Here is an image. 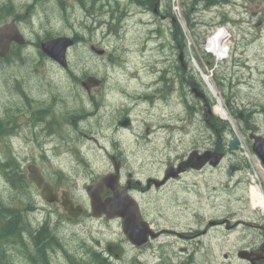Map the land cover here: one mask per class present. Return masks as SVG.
Wrapping results in <instances>:
<instances>
[{"label": "rangeland", "instance_id": "1", "mask_svg": "<svg viewBox=\"0 0 264 264\" xmlns=\"http://www.w3.org/2000/svg\"><path fill=\"white\" fill-rule=\"evenodd\" d=\"M11 1L13 2V7H9L11 10L18 7V3L21 2L20 0ZM44 1L39 4L40 13L27 16V14L24 15V7L17 10L21 12L20 14H23L17 20L19 19L18 21L21 22V29L26 40H28L24 45L26 46L25 59L21 60L16 54L11 53L10 58L0 59V117L2 118L1 121L4 122L3 125H0V155H8L3 159L9 158L10 162L19 165V167L21 166L26 173V165L32 162L41 168L43 166L49 172L55 173L63 170L64 175L62 174L60 178L57 175V178L66 187H71L75 202L83 204L85 200L84 185L89 180L90 174L96 175L103 172L108 168V163L110 164L103 150L100 149L92 137L98 139L101 144L110 149L112 146L109 145V142L104 141L105 136H100V134L107 136L112 134L108 122H111V118L116 112L115 109L120 106L118 103L120 101L119 94H137L147 89L152 91L155 87L154 81L159 76L155 69L176 61L177 52L173 51L168 44L172 35L169 31L170 27L177 29L180 34L186 66L202 84L206 93L212 94L206 85V81L202 78L203 74L210 76V80L214 83L218 95L222 99V106L229 114L239 112V110L231 111L230 106L224 104V101L228 102L233 96L241 107L253 104L255 108L245 111V118L259 125L264 133V0H232L229 3L220 0V2L208 7L198 4L197 0H192V2L191 0H165V3H163V0L161 7H164L175 21L174 24H170L169 18L161 20L162 24H160L166 28L165 35L167 37L163 54H157L153 50V42L147 47L143 44L141 38L146 33L145 23L148 21L149 15L139 13L140 9L135 4V6L130 4L128 0H118V3L113 0H109V2L104 0V2L93 5V10L96 9L99 16L102 14L100 16L102 19L106 18L104 16L106 14L105 10H108L110 6L113 10L127 7L130 13L124 17L123 30H118L115 25L112 29L107 30L105 27L101 29L86 27L87 24H91L86 19V16H88L86 9L89 8L87 1L66 0L68 20H65L61 15L60 7L58 9L55 0ZM193 3H197L195 9ZM162 8L159 10H163ZM101 10L102 13H100ZM226 17L229 18V22H226ZM259 19L261 20L260 23H258ZM9 20V16L0 19V25ZM222 21L223 23H221ZM157 22H159V18H157ZM216 26H224L230 33V50L227 57L219 62L215 61L211 53L209 55L204 52L206 40ZM74 30L85 38H88L90 33L95 32L96 38L99 41L102 40L101 47L106 48V54L100 57L97 53L88 48L84 49L80 45L75 50L73 49L74 51L72 50L69 56L68 69L53 64L47 56L42 57L39 55V49L38 46H35V42L43 33L50 32L58 35L64 32H74ZM115 32H121L122 39L120 41ZM21 49L18 51L21 52ZM162 55L166 57H162ZM159 58L169 60V63L162 62ZM92 73L103 79L100 91L103 94L106 106L104 105L96 110L91 109L93 115L98 114L96 120L100 116V121L96 124L95 119L90 118L91 124H87L85 128L91 130L81 131L73 126L68 127V117L66 118L64 113L75 107L68 100L69 96L81 91L79 87L80 80H85V77ZM167 82L170 81L166 80ZM21 91L38 100L37 109L31 117L32 111L22 110V113H19L20 111L13 108L15 105L23 104L25 107L29 105L26 102L20 103V101L12 104V101L18 99L16 94ZM20 100L24 101L23 98ZM214 102L216 106L217 102ZM10 107L12 109L5 110ZM90 108L86 101L85 110H81V112L86 116ZM182 108L180 105L172 103L169 107H164L159 102L150 110V114H144V110L137 108L134 110V115L140 118L145 116L149 119L161 114L164 118L176 116L184 118L185 114ZM15 112L18 114L16 131L19 136L13 138L11 146L7 147L3 143L5 134L15 131V128L14 126L12 128L8 126L10 129L7 127L5 119L8 117L5 114L14 117ZM24 114L29 115L25 117ZM215 115L218 116L217 113ZM32 118L34 121L41 123L50 120V125L47 130L42 129L44 124H33ZM222 121L229 126L230 132L234 131L227 120ZM234 122L235 125L238 124L236 121ZM21 126L23 127L21 128ZM46 127L45 125L44 128ZM188 128L186 127V129ZM168 137H172L173 143L176 144L168 152L172 157H175L176 154H184L192 146L191 140L189 142L185 141L189 136H186L184 141L179 140V138L182 139L180 133ZM118 138L121 140L120 149L122 152H126L125 154L132 162L134 156L137 155L134 152V143L131 140L133 137L126 131ZM78 139L79 143L77 142ZM241 150L244 149L241 148ZM244 154L249 174L255 175L261 181L263 174L262 168L258 166L259 163L256 159H253V156L251 158L246 155V152ZM20 158L22 163H18ZM4 162L6 161L0 160V203L13 202L15 196L27 201L24 189L20 188L19 190L12 184L8 188V185L5 184V176L2 172L3 166L1 165ZM136 163L139 162L134 164ZM221 172L222 169L220 168L214 170L213 181L216 184V189L209 195L195 196L192 192L180 187H178L176 194L167 192L164 196V202L159 207L162 214L167 217L166 220L160 218L161 223L165 221L166 225L174 224L175 227L187 231L195 225L196 211L200 218H204L203 221L205 222L208 219L223 216L228 211L239 212L240 191L233 188L228 191L219 189V182L224 180ZM195 179L201 182L202 176L199 175L196 178L188 175L184 178L182 185H188ZM247 183H249V180ZM36 198H39V196L36 195ZM17 201H20L23 208H25L21 200L17 199ZM146 201L147 198L143 199L142 206L145 210H149ZM253 201L259 205L254 197ZM25 204L27 205V203ZM38 204L40 203L38 202ZM43 206L46 210L34 211L36 212L35 216L40 221L49 222L50 227L52 225L55 228L56 238L62 244V247L53 246V264H68L67 252L65 253L63 247L65 250L75 253L88 250L86 246L82 245L84 236H87L88 241L93 243L94 238L102 241L122 236L117 223H111L108 226L89 218L81 219L80 217L81 220H74L69 218L57 203H47V206ZM22 212L24 213V210ZM150 213L151 215H148L149 219L159 217L156 207L152 206ZM201 223L203 224L202 221ZM221 233L214 228L210 229L208 237L199 244V249H197L195 243L164 236L154 243L155 247L153 246L155 249L163 251V253L166 252L162 258L158 256L159 254H152V247L142 252L128 247L125 257L117 264H179L180 261L184 260V255L180 253L174 255L170 248L171 244L176 252H179L180 247H188L190 252H194L189 264H226L224 255L226 249L235 250L240 242L232 234L224 239ZM160 241L171 243L167 242L166 246L160 247Z\"/></svg>", "mask_w": 264, "mask_h": 264}, {"label": "flooded vegetation", "instance_id": "2", "mask_svg": "<svg viewBox=\"0 0 264 264\" xmlns=\"http://www.w3.org/2000/svg\"><path fill=\"white\" fill-rule=\"evenodd\" d=\"M20 1L27 3L28 5L33 3L32 0ZM58 1L60 0H55V2ZM77 1L81 2L82 0ZM84 1L88 2L87 4L89 7L86 9V13H88L86 19H88L91 23L87 24L86 27L89 29H101L105 27L107 30L112 29L115 25L118 30L124 29V17L130 13L127 7L119 9L115 8L113 10L110 6L108 10H105L106 14H104V16L106 18L102 19L100 18L102 14L99 16L97 10H93V5L98 2H104V0ZM105 1L109 2V0ZM113 1L118 3V0ZM128 1L130 4H135L140 9L139 13L149 15L148 21L145 23L147 29L146 33L141 38L143 44L147 47L153 42V50H155L157 54H163L167 44V37L165 35L166 28L161 25L162 21L169 18L170 24H174L175 22L174 18L171 17L167 10L164 7H161V2L163 0H153L152 4L149 3L150 0ZM197 1L202 2L203 0ZM216 1L220 2V0ZM223 1L229 3L232 0ZM0 2L8 3L9 0H1ZM21 2L18 3V7H15L12 11L14 14L8 16L10 17V20L15 21L24 36L23 30L21 29V22L18 21L19 19L17 20V18L21 16V12L17 10L20 7H24L25 14H28V10H26V7L23 6ZM62 3L63 18L68 20V11L66 10V5L68 6V4L66 0H62ZM155 3H157L156 10ZM163 3H165V0ZM7 7H13V2L11 1L10 5ZM161 8L164 11L159 10ZM100 13H102V10ZM157 18H159V22H157ZM227 21L229 22V18L226 17V22ZM260 21L261 20L259 19L258 23H260ZM5 22L8 21H4L3 23ZM169 31L172 35L170 43L168 44L171 46L173 51L177 52L176 61L168 64L169 60L159 58L160 61L166 62L168 65L155 69V72L158 73L159 76L154 81L155 87L152 91H148L147 89L137 94H119L120 101L118 103L120 106L115 109L116 112L111 118V122H108V126L110 127L112 134L111 136L100 134V136H105L103 140L109 142V145L112 146L110 149L104 144H101L98 139L92 137L100 149L103 150L110 164L107 162L108 168L103 172L96 175L91 173L89 180L85 182V200L82 204L84 212L81 215V219L89 218L94 221H100L104 225L108 226L111 223H117L120 227L122 236L116 238L112 237L108 240L102 241L98 238H94V243L92 241H88L89 239L87 236H84L82 245L86 246L88 250L83 253L86 255L87 252L93 251L101 254L103 257H106L112 264H117L125 257L128 247L140 252L152 247V254H159L158 256L162 258L166 252L163 253V251L154 248V243L159 241L162 237L170 236L180 241L195 243L197 249H199V244L208 237L210 229L214 228L222 232L221 235L224 236V239H226V237H230L232 234L235 239L240 242L239 246L235 248V250L226 249V253H224L226 257V264H264V210L254 205L250 200L248 192L249 184L247 183L248 180L250 182V174L247 166V160L244 158V153L246 152L248 157L252 158L253 156V159H256L259 162V166L262 168L261 170L263 176L261 181L259 180L258 183L264 193V164L262 162L260 163L252 150L254 136H264V133L261 131L259 125L252 123L245 118V111H248V109L251 110V108H255V106L250 104V106L241 107L235 100L234 96L230 98L228 102L224 101L225 106H230L231 111L239 110L238 113L231 114L234 120L238 123L236 125V129L238 131L239 140L237 148L232 149L230 147L232 132H230L228 128L229 126L215 115V100L213 96L206 93L202 84L195 78L188 66H186L180 34L177 29H173L172 27L169 28ZM214 31L215 29H213L210 33L207 40L212 37ZM115 34L119 36L118 38L120 41L122 39L121 32H115ZM59 35L67 36L73 40V44L66 50V66L63 67L64 69H68L70 64L69 56L71 55L72 50H75L80 45L84 49L88 48L92 52L97 53L100 57L106 54V48L101 47L102 40L99 41L96 38L95 32L90 33L88 38L83 37V35L79 34V32L75 30L74 32H64L63 34L54 35L52 37ZM226 36V48L229 51L230 33L227 28ZM24 39L25 43L21 45L12 42L10 50L14 46L26 47L24 45H26L28 40H26L25 36ZM39 43L40 41L38 42V40L35 42V46H38V49ZM6 56L2 58H5ZM162 57L166 56L162 55ZM48 59H50L53 64H58L51 58L48 57ZM90 76L97 77L100 80V83L86 89L82 85V80H80L79 87L81 91L76 92L77 94H70L72 96H69V99L67 98L71 101L72 105H75V107H72L70 111H66L64 113L66 118L68 117V127L73 126L75 129H79L81 131L86 129L91 130L89 128H85L87 124H91L89 121L90 118L93 117L96 124L100 121V116H98V119L96 120V116L98 114L93 115L91 109L93 108L96 110L99 107L104 105L106 106L103 94H101L100 91V85L103 82V79L93 73L87 75L85 78ZM166 80L170 82L166 83ZM147 87L149 88L150 86ZM167 88L169 89L168 91ZM16 95H18V99L12 101V104L20 101V103L26 102L29 105L28 107H25L23 104L18 106L15 105V107H13L14 110L20 111L19 113H22V110H27L28 112L32 111L30 114L31 117L37 109L38 100L30 94H26L22 91ZM21 98H23L24 101H21ZM86 101L91 108L85 116L81 110H85ZM159 102H161L164 107H169L171 103L180 105V107H183L182 109L184 110L185 117L180 118L176 116L164 118L161 114L153 119H149L145 116L140 118L134 115V110L137 108L144 110V114H150V110ZM23 106L24 108H22ZM9 109H12V107L6 108L5 110ZM5 115L8 117L5 119L7 127L9 126L12 128L14 126L15 128V131L9 133L7 132L4 137L3 143L6 144L7 147H10L12 139L19 136V133L16 131L18 114L15 112L14 117L7 113ZM28 115L29 114H24L25 117ZM124 118H128L127 126L120 124V121ZM1 120L2 118L0 117V125H3L4 122ZM31 121L33 124L39 123L41 125L44 124V126L46 125V128H44V126L42 127V129L45 130H47L50 125V120H46L45 123H41L34 121L32 118ZM54 123L58 122L55 121ZM22 127L23 126H21V128ZM186 127L189 128L186 129ZM126 131L133 137L131 139L134 143L135 149H133L134 152L137 153L132 162L129 157H127V154H125L126 152H122L120 149L121 140L118 136L122 135ZM175 133H180L182 139L179 138V140L182 141H184L186 136H189L190 139L188 137L185 141L189 142V140H191L192 146L187 149L184 154H176L175 157H172L168 152L176 144L173 143L172 137L168 136H173ZM241 134L243 138L241 137ZM77 142H80L79 139ZM241 148L244 149L245 152L244 150L242 151ZM206 152L220 153L221 158L218 163L213 164V158L212 161L211 159H208L205 162H201L202 159H199V155ZM80 153L82 152L80 151ZM190 154H194L197 158L192 161H187ZM7 156L0 155V160H8L9 158L3 159ZM21 161V158L20 160L18 159V163H22ZM135 162L139 163L134 164ZM16 166L19 175H22V167H19V165ZM230 167L231 171H229ZM39 168L41 169V173L44 175L45 179L53 185L54 191L57 192L58 195H60L63 191H68L70 192L71 197H73L71 187H66L57 178V175L59 178L62 174L64 175L65 172L63 170V172L57 171L54 173L49 172V170H45L43 166L42 168L39 166ZM219 168L222 169L221 173L224 180L219 182L218 188L225 191H228L230 188L239 189L240 191L241 196L239 198V212L228 211L223 216L211 218L205 222L203 221L204 218H200L198 212L196 211L195 216L197 219L195 225L190 227L187 231H183L180 227H175L174 224L166 225L165 221H162L161 223L160 218L166 220L167 217L165 214H162L159 207L162 202H164V196L167 192L176 194L178 187H180L192 192L195 196L203 194L209 195L216 189V184L213 181V172ZM106 175H110L111 180L102 181L97 185L96 194L100 195L99 199L105 200L110 197L113 193L112 189L124 190L125 193L134 198L137 202L140 212L139 220L146 221L147 227L153 233H158V235L154 237H151L149 234V239L144 245L138 247L132 244L125 237L122 231V217H108L106 214H102L100 216L92 215L90 198L86 193V187L87 185L95 182L99 177H104ZM188 175L195 176L196 178L201 175L202 180L199 182L195 179L190 184L183 186V180ZM4 179L5 184L8 185V188H10L11 183L7 181L6 177H4ZM30 184L31 190H29L30 193L28 195L31 198V201L25 205V208H23L20 201H17V199L20 200L17 196H15V200L13 202H7L6 204L4 202L0 203V264H53L54 243L52 237L54 235V228L52 225L50 227L49 222L40 221L35 216L36 212L46 210L43 205L47 206V202L41 199L39 189L33 183L30 182ZM36 195H38L39 198H36ZM145 198H147L146 204L149 207V210H145L142 206V201ZM38 202L40 204H38ZM53 203H57L61 206L59 202ZM152 206L158 209V218L149 219L148 215H151L150 208ZM22 210H24V213ZM138 226L142 227L140 222L138 223ZM111 242L122 246L124 251L121 257L116 258L107 251V245ZM167 242L168 241H160V247L166 246ZM173 247L174 246L171 244L170 248L172 249L174 255H176V253L184 255V260L180 261V263L183 262L189 264V260L193 257L192 254H194V252H190L188 247H180L179 252H176V249ZM168 256L170 257L169 254Z\"/></svg>", "mask_w": 264, "mask_h": 264}, {"label": "water", "instance_id": "3", "mask_svg": "<svg viewBox=\"0 0 264 264\" xmlns=\"http://www.w3.org/2000/svg\"><path fill=\"white\" fill-rule=\"evenodd\" d=\"M155 3V10H156ZM15 42L19 45L25 43L24 36L19 30L14 20L2 23L0 25V58L7 55L10 50L11 43ZM73 44V40L67 36L59 35L49 39L40 41L39 48L43 54L57 62L60 66H66V50ZM100 83L97 77L90 76L82 80V85L89 89L91 86H95ZM202 94V93H197ZM120 124L123 126L128 125V118L122 119ZM239 143L236 132L233 133L230 142L232 149L237 148ZM252 150L260 158L264 164V136L255 135L252 144ZM202 159L201 162H205L208 159L213 158L212 163L217 164L221 158V154L214 152H206L199 155ZM197 157L194 154H190L187 161H192ZM27 178L38 189L40 197L47 203L59 202L69 218L77 220L84 212V207L81 203H76L71 197L70 192L63 191L60 195L54 191L53 185L47 181L44 175L41 173V169L34 163H28L26 165ZM231 171V167L229 169ZM110 175L99 177L95 182L87 185L86 193L90 198V207L92 215L100 216L106 214L108 217L119 216L122 217V231L125 237L134 245L142 246L148 239L149 234L151 237L158 235L153 233L144 220H139L140 212L138 204L134 198L125 193L124 190L112 189V195L105 200H100V195L96 194L97 185L102 181H110ZM140 222L141 226H138ZM107 251L114 257L119 258L122 256L123 248L120 244L109 243L107 245ZM186 264V263H180Z\"/></svg>", "mask_w": 264, "mask_h": 264}, {"label": "trees", "instance_id": "4", "mask_svg": "<svg viewBox=\"0 0 264 264\" xmlns=\"http://www.w3.org/2000/svg\"><path fill=\"white\" fill-rule=\"evenodd\" d=\"M33 3L31 5H28L27 3L21 2L23 6L26 7V10H28V14L27 16L34 15V13H40L39 11V4L41 2H43L44 0H32ZM11 0H9L8 3L6 2H0V19H5V17H7L8 15L14 14V12H12L13 10H11L9 7H7L8 5H10ZM192 2V0H191ZM218 1L216 0H203L202 2H197L198 4H203L205 7H208L212 4L217 3ZM150 4L153 3V0H150L149 2ZM197 3H193V8L195 9V4L197 5ZM28 5V6H26ZM62 0L57 2V7L59 9L60 7V13L63 16V8H62ZM18 15V14H17ZM25 15V13H24ZM21 16H23V14H21ZM26 16V17H27ZM223 23V21L221 22ZM52 36H54V34L50 33V32H45L43 33L41 36H39L38 41H41L43 39H48L51 38ZM22 48V49H21ZM21 49L22 51L19 52L18 50ZM40 50V48H39ZM38 53L40 56L44 57L46 56L45 54H43L41 52V50ZM13 52V53H12ZM26 52L25 47L23 46H14L8 53V55L5 58H0V59H7L11 54H16V56L19 59H25L24 57V53ZM10 58V57H9ZM3 166L2 172L4 173V176L6 177L7 181L9 183H11L12 185H15L19 190L20 188L24 191H26V195H27V201L20 198V200L24 203V206L26 205L25 203H30L31 198L29 197V190L30 189V182L27 179V175L26 172L23 171L22 175H19V172L17 170V166L15 163L10 162L9 160H6V162L1 164ZM23 192V191H22ZM56 227V226H55ZM55 229V228H54ZM54 234L56 233V231L53 232ZM56 234L53 235L52 239H53V243L54 246H59L62 247L61 242L56 238ZM63 250L66 253V259L68 264H112L110 261H108V259L106 257H103L101 254L96 253V252H87V254L85 255L83 252H78L75 253L73 251H67L63 248ZM91 255V256H90Z\"/></svg>", "mask_w": 264, "mask_h": 264}, {"label": "bare ground", "instance_id": "5", "mask_svg": "<svg viewBox=\"0 0 264 264\" xmlns=\"http://www.w3.org/2000/svg\"><path fill=\"white\" fill-rule=\"evenodd\" d=\"M211 51H213V54L216 55V57H218L217 55H220L218 58H221L222 55V49L219 45H215L212 47ZM204 81H206L211 93L213 95H215L218 99L217 105L215 107V110L217 111V113L222 116L223 118H225L226 120L230 121V125L232 128L236 129V125L235 122L232 120V117L230 116L229 112L222 106V99L220 98V96L218 95V91L214 85V83L210 80V76L209 75H202ZM253 193V196H252ZM249 194H250V198H251V202L256 205L259 206L261 209L264 210V193L261 189V187H256L255 185H251L249 186ZM253 197L255 198V201H257L259 203L256 204L253 201ZM91 256V255H90Z\"/></svg>", "mask_w": 264, "mask_h": 264}, {"label": "built area", "instance_id": "6", "mask_svg": "<svg viewBox=\"0 0 264 264\" xmlns=\"http://www.w3.org/2000/svg\"><path fill=\"white\" fill-rule=\"evenodd\" d=\"M226 31L224 28H218L212 37H210L207 41V47L206 50H211L212 47L215 45H220L222 49V55L226 54L227 48H226ZM219 43V44H218Z\"/></svg>", "mask_w": 264, "mask_h": 264}]
</instances>
